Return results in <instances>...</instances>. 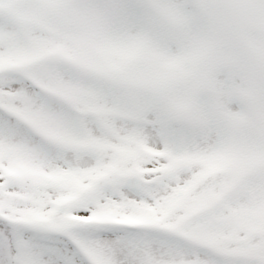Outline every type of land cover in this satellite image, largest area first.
Here are the masks:
<instances>
[{
	"label": "snow or ice",
	"instance_id": "snow-or-ice-1",
	"mask_svg": "<svg viewBox=\"0 0 264 264\" xmlns=\"http://www.w3.org/2000/svg\"><path fill=\"white\" fill-rule=\"evenodd\" d=\"M0 264H264V0H0Z\"/></svg>",
	"mask_w": 264,
	"mask_h": 264
}]
</instances>
